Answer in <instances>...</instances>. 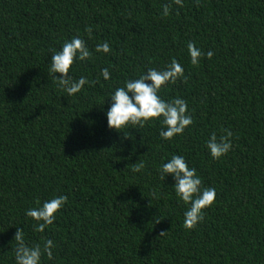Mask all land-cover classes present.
I'll return each instance as SVG.
<instances>
[{
  "label": "trees",
  "instance_id": "obj_1",
  "mask_svg": "<svg viewBox=\"0 0 264 264\" xmlns=\"http://www.w3.org/2000/svg\"><path fill=\"white\" fill-rule=\"evenodd\" d=\"M167 3L0 0V264H14L17 227L29 244L56 243L43 264H264V0H184L162 17ZM77 34L90 50L108 41L112 53L74 62L70 75L92 84L69 97L48 65ZM189 42L214 56L192 66ZM170 58L186 79L161 95L185 99L193 124L172 141L160 139L158 123L123 129L130 139L110 130L107 94ZM103 67L109 81L99 77ZM224 129L233 147L213 160L205 142ZM173 154L216 189L192 230L171 176L160 181L156 172ZM55 195L68 202L35 231L25 210Z\"/></svg>",
  "mask_w": 264,
  "mask_h": 264
},
{
  "label": "clouds",
  "instance_id": "obj_2",
  "mask_svg": "<svg viewBox=\"0 0 264 264\" xmlns=\"http://www.w3.org/2000/svg\"><path fill=\"white\" fill-rule=\"evenodd\" d=\"M173 4L182 8L184 0H171V3L162 4L160 15L169 16ZM92 31V27H86L85 34L88 38H91ZM186 47L192 66H198L202 57L211 59L214 56L213 51L204 53L192 42L187 43ZM94 53L111 54L112 47L108 41H102L90 50L86 39L77 34L65 39L59 49L52 51L48 73L56 81L57 87L67 96L72 97L80 93L85 85L91 86L92 81L87 76L74 78L70 75V70L74 62L88 61L92 59ZM109 67L100 69L99 77L104 81H109L111 78ZM57 73L60 75L57 76ZM178 79L186 78L184 66L175 58H170V62L163 67H147V71L138 77L125 79L121 85L107 94L109 107L104 112L107 127L130 139L131 133L128 131L126 135L123 129L132 128L138 131L147 124L158 123L160 125L158 135L162 141H172L173 138L181 136L185 129L193 124V115L189 111L188 102L179 96L166 100L161 95V89L165 85L175 84ZM232 137L233 132L229 129H224L219 137L216 133L209 135L205 147L213 160H219L230 152L233 147ZM142 168L143 164H139L131 170L138 173ZM156 172L160 181L171 176L174 181L171 189L176 198L185 205L183 227L187 230L195 229L205 219L204 209L214 203L216 189L202 186V178L197 169L189 166L183 154H173L170 158L163 159L157 165ZM67 202L66 195H55L36 206L27 208L25 216L34 221L35 231L43 232L53 225L57 213ZM162 234L164 232L160 233ZM13 241H15L14 264H43L42 258L48 261L54 259L57 245L51 239L29 244L26 242L23 228L17 227Z\"/></svg>",
  "mask_w": 264,
  "mask_h": 264
}]
</instances>
